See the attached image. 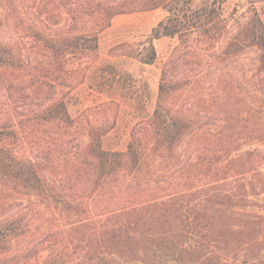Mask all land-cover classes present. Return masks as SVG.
I'll use <instances>...</instances> for the list:
<instances>
[{
    "label": "trees",
    "instance_id": "trees-1",
    "mask_svg": "<svg viewBox=\"0 0 264 264\" xmlns=\"http://www.w3.org/2000/svg\"><path fill=\"white\" fill-rule=\"evenodd\" d=\"M64 1L63 26L56 21L62 11L46 5L25 26L38 54H23L0 37V96L10 100L16 92L36 107L22 113L0 105V264H264V126L251 101L242 98L246 145L223 162V178H159L167 163L180 164V146L192 129L174 100L183 88L177 63L232 31L221 55L255 48L257 71L264 73V0H239L242 21L240 8H226L230 0ZM21 3L0 0V7L17 18ZM159 7L168 14L152 28L140 60L155 63V39L178 44L163 64L152 116L140 122L148 127L131 131L126 150L103 147L101 124L81 132L87 142L76 150L15 144L27 127L23 117L67 135L77 128L80 118L71 116L65 96L85 75L82 61L97 56L100 33L119 14ZM193 35L201 42L193 45ZM40 153L66 161L64 175L44 167ZM238 175L242 181L228 182Z\"/></svg>",
    "mask_w": 264,
    "mask_h": 264
},
{
    "label": "rangeland",
    "instance_id": "rangeland-1",
    "mask_svg": "<svg viewBox=\"0 0 264 264\" xmlns=\"http://www.w3.org/2000/svg\"><path fill=\"white\" fill-rule=\"evenodd\" d=\"M21 1L23 13L17 18L0 7V37L5 42L15 44L23 54L30 50L38 54L40 50L37 43L26 35L27 22L40 19L43 15L41 10L46 5L45 10L54 11L56 8L62 11L56 21L63 26L66 1ZM239 4V0H230L226 8L235 11ZM237 8H240L242 21V5ZM167 14L166 9L159 7L115 16L111 25L100 33L97 56L82 61V65L87 66L84 77L65 96L71 116L80 118L78 127L68 129L67 135L62 133L61 127L31 124L23 117L27 127H22V135L15 144L27 150H42L47 146L63 152L76 150L81 143L87 142L81 132H86L91 124H101L107 129L102 137L103 147L126 150L131 131L135 127L141 130L148 127L140 122H146L152 116L163 64L178 44L177 38L155 39V63L140 60L152 28ZM231 34L232 31L226 34L214 48L200 55L188 54L177 63V71L183 76V88L175 94L174 100L191 119L192 129L180 146V164L167 163L159 178H198L203 181L223 178L219 168L234 155L242 154V148L247 142L242 138V98L256 106L255 114L261 118L259 121L264 126V115L258 112L260 99L264 98V73L257 71L258 51L251 48L224 58L221 50ZM190 40L193 45L201 42L197 35H193ZM72 62L78 64L77 60L72 59ZM34 66L35 63L32 64L33 70ZM79 73L78 70L76 74ZM19 98L16 92L10 100L0 96V105L12 109L14 107L22 113L35 107L34 103L31 107L28 105L32 99ZM35 100L41 105L49 102L41 97ZM39 159L48 170L64 175L63 170L68 164L66 161H58L54 155L45 153H40ZM83 177L81 175L77 178ZM238 180L242 181L241 175L229 177L228 182L235 185ZM220 182L224 183V180ZM29 199L25 198L24 205L29 203Z\"/></svg>",
    "mask_w": 264,
    "mask_h": 264
}]
</instances>
